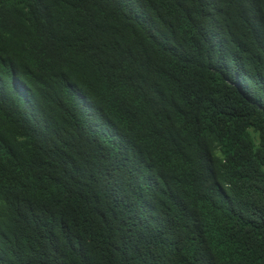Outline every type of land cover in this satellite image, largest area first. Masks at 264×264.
<instances>
[{
  "label": "trees",
  "instance_id": "16d2710c",
  "mask_svg": "<svg viewBox=\"0 0 264 264\" xmlns=\"http://www.w3.org/2000/svg\"><path fill=\"white\" fill-rule=\"evenodd\" d=\"M0 264H264V0H0Z\"/></svg>",
  "mask_w": 264,
  "mask_h": 264
},
{
  "label": "clouds",
  "instance_id": "9594fccd",
  "mask_svg": "<svg viewBox=\"0 0 264 264\" xmlns=\"http://www.w3.org/2000/svg\"><path fill=\"white\" fill-rule=\"evenodd\" d=\"M228 83H230V82L228 81ZM232 84L235 87H239V89L242 88L241 87L242 86L241 83L240 84H236L235 82H233ZM215 195H217V196L224 195V190H223L222 185H219V186L216 187V193H215ZM211 205H212V208L210 210L219 209V212H220L223 209H226V205L221 200H219V199L217 201H215V202H211ZM222 231H225V228H223ZM208 250H209V252L211 251V249H210L209 246H208V248L206 247V251H208Z\"/></svg>",
  "mask_w": 264,
  "mask_h": 264
}]
</instances>
